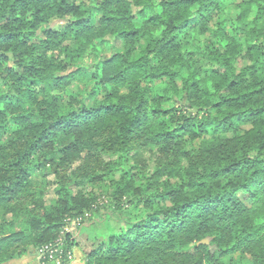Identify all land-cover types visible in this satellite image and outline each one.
Here are the masks:
<instances>
[{"label":"trees","instance_id":"1","mask_svg":"<svg viewBox=\"0 0 264 264\" xmlns=\"http://www.w3.org/2000/svg\"><path fill=\"white\" fill-rule=\"evenodd\" d=\"M79 218L85 264H264V0H0V264Z\"/></svg>","mask_w":264,"mask_h":264},{"label":"built area","instance_id":"2","mask_svg":"<svg viewBox=\"0 0 264 264\" xmlns=\"http://www.w3.org/2000/svg\"><path fill=\"white\" fill-rule=\"evenodd\" d=\"M86 216L89 217L90 215ZM82 223L83 219L81 218L71 221L58 240L41 247L38 250V257L41 264H71L74 260V254L66 246L65 234L70 232L71 228L81 227Z\"/></svg>","mask_w":264,"mask_h":264},{"label":"crops","instance_id":"3","mask_svg":"<svg viewBox=\"0 0 264 264\" xmlns=\"http://www.w3.org/2000/svg\"><path fill=\"white\" fill-rule=\"evenodd\" d=\"M85 230H90V228H86ZM83 229L81 230L79 236L77 237V242L81 244L83 248L81 247H75L74 248V252H75V260L72 264H85V255H84V250L87 248V246L82 243V241L80 240V236L83 233ZM5 264H41V262L38 260L37 256L34 254L28 255V256H24L20 259H16L13 261H10L8 263Z\"/></svg>","mask_w":264,"mask_h":264},{"label":"rangeland","instance_id":"4","mask_svg":"<svg viewBox=\"0 0 264 264\" xmlns=\"http://www.w3.org/2000/svg\"><path fill=\"white\" fill-rule=\"evenodd\" d=\"M150 158H148V161L149 162H152V160H149ZM154 165V163L152 162L151 163V167ZM53 180V179H51ZM95 192V194L99 195V194H102L103 198H105L106 195V192L108 191L107 188H106V185H101L100 187H96V189L93 190ZM102 198V199H103ZM104 201V199L102 200V202ZM90 215V214H89ZM93 234H94V227L91 228L90 230H84L83 233L81 234L80 236V240L82 241V243H84L86 246H87V249L91 248L92 245H93ZM40 249V248H39ZM31 250L29 251V253L26 255H31V254H34L37 256L38 260H39V257H38V250ZM73 254H74V260L76 258L75 256V252L73 250ZM74 260L71 262V264L74 262Z\"/></svg>","mask_w":264,"mask_h":264},{"label":"water","instance_id":"5","mask_svg":"<svg viewBox=\"0 0 264 264\" xmlns=\"http://www.w3.org/2000/svg\"><path fill=\"white\" fill-rule=\"evenodd\" d=\"M202 243H205V244H206V243H208V241H207V240H205V241H203ZM213 249H214V248H213Z\"/></svg>","mask_w":264,"mask_h":264}]
</instances>
